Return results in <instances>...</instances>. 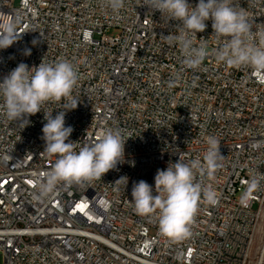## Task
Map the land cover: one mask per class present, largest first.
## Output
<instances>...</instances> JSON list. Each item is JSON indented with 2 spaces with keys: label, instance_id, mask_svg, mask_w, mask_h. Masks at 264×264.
I'll use <instances>...</instances> for the list:
<instances>
[{
  "label": "built area",
  "instance_id": "2783aa9c",
  "mask_svg": "<svg viewBox=\"0 0 264 264\" xmlns=\"http://www.w3.org/2000/svg\"><path fill=\"white\" fill-rule=\"evenodd\" d=\"M236 2L264 23V0ZM143 3L125 0L115 14L105 0H0V14L19 16L22 33L0 50V82L21 62L67 60L78 73L72 97L79 101L65 115L69 139L87 144L113 128L126 140L116 169L37 200V179L57 158L42 154L44 113L24 128L0 113L2 264H264V234L255 244L264 184L244 199L251 178L264 176V73L218 63L211 20L195 41L209 55L186 68L179 46L164 39L177 22L165 24ZM65 104L47 102L43 110L55 116ZM209 135L223 159L213 177L197 179L211 185L217 202L201 198L191 235L172 241L159 233L156 214L136 213L133 183L154 189L158 169L179 157L202 160ZM122 176L126 188L115 183Z\"/></svg>",
  "mask_w": 264,
  "mask_h": 264
},
{
  "label": "clouds",
  "instance_id": "9594fccd",
  "mask_svg": "<svg viewBox=\"0 0 264 264\" xmlns=\"http://www.w3.org/2000/svg\"><path fill=\"white\" fill-rule=\"evenodd\" d=\"M105 2L115 14L125 4V0ZM143 5L150 9V13L159 11L165 24L177 22L175 32H170L164 39L170 46H179L186 68H199L209 55L207 44L197 45L195 41L197 33L205 31L206 21L211 20V36H215L218 42L212 52L216 61L264 73V23H257L256 18L239 7L236 0H198L195 5L189 0H144ZM20 24L19 16L0 14V50L21 39ZM32 43L35 45L37 41L33 39ZM30 54L31 49L24 50V55ZM175 80H179V75ZM77 81L78 73L73 63L67 60L46 63L43 59L38 66L31 68L26 63H19L0 82V113L8 121L24 128L29 125L31 115L44 113L46 122L42 139L45 147L42 154L57 158L52 167L37 179L34 193L37 200L49 198L61 185H78L100 179L125 162L126 140L119 129H105L87 144L69 139L73 127L65 126V115L79 102L72 97ZM61 100H67L69 104H65V110L57 111L55 116L53 111L43 110L47 102ZM206 144L202 160L185 161L179 157L165 170L158 169L154 189L144 180L133 183L131 202L136 213L141 216L156 214L159 233L172 241L184 240L191 235L190 226L201 198L209 204L217 202V194L211 185L197 179L213 177L223 159L216 137L209 135ZM115 183L126 188L128 178L122 176ZM262 184L264 176H253L244 199L258 191Z\"/></svg>",
  "mask_w": 264,
  "mask_h": 264
},
{
  "label": "rangeland",
  "instance_id": "374dc122",
  "mask_svg": "<svg viewBox=\"0 0 264 264\" xmlns=\"http://www.w3.org/2000/svg\"><path fill=\"white\" fill-rule=\"evenodd\" d=\"M260 225H261V230L257 233V238H256V241H255L256 245L259 244V242L261 241L262 236L264 234V217H263L262 222H261ZM0 264H2V256L1 255H0Z\"/></svg>",
  "mask_w": 264,
  "mask_h": 264
},
{
  "label": "bare ground",
  "instance_id": "6f19581e",
  "mask_svg": "<svg viewBox=\"0 0 264 264\" xmlns=\"http://www.w3.org/2000/svg\"><path fill=\"white\" fill-rule=\"evenodd\" d=\"M264 217V216H263ZM261 230V225H260V227H259V231Z\"/></svg>",
  "mask_w": 264,
  "mask_h": 264
}]
</instances>
